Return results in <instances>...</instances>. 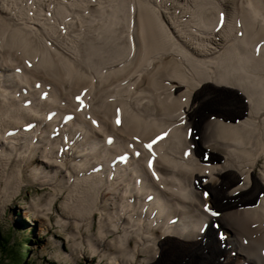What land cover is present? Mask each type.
Listing matches in <instances>:
<instances>
[{
    "label": "bare ground",
    "instance_id": "1",
    "mask_svg": "<svg viewBox=\"0 0 264 264\" xmlns=\"http://www.w3.org/2000/svg\"><path fill=\"white\" fill-rule=\"evenodd\" d=\"M0 182L108 264H264V0H0Z\"/></svg>",
    "mask_w": 264,
    "mask_h": 264
},
{
    "label": "rangeland",
    "instance_id": "2",
    "mask_svg": "<svg viewBox=\"0 0 264 264\" xmlns=\"http://www.w3.org/2000/svg\"><path fill=\"white\" fill-rule=\"evenodd\" d=\"M231 109L229 108V110ZM197 118L196 121H198ZM2 186L0 182V193H3ZM47 192V188L42 189L37 186H28L11 201L0 197V230L8 235L10 228H14L16 222L26 221L28 223L24 230L20 229V231L14 233L13 239L19 240L24 237L31 239L30 243L22 248L23 254H26L28 249L31 250V264H108L106 260H101L97 255L87 250L85 245L79 246V244H73L69 240L68 232L56 224V219L58 218L56 213L50 216L48 225L35 221L33 214H30L28 217L24 216L25 209L28 210L33 201H36ZM61 201L58 203V208L61 206ZM229 201L231 202L232 200L230 199ZM229 201L222 199L218 204L221 205ZM73 248L76 249L75 256L72 255ZM257 250L260 251L261 249L258 248ZM165 259L166 264H198V260H200L195 255L191 259L187 258L186 255L181 256V254L176 257H165ZM165 259H163L164 264Z\"/></svg>",
    "mask_w": 264,
    "mask_h": 264
},
{
    "label": "trees",
    "instance_id": "3",
    "mask_svg": "<svg viewBox=\"0 0 264 264\" xmlns=\"http://www.w3.org/2000/svg\"><path fill=\"white\" fill-rule=\"evenodd\" d=\"M27 225L26 221L16 222L14 228H10L8 235L0 230V264H31V250L28 249L26 254L22 253L23 246H27L31 239L29 237L13 239L14 233L20 229L24 230Z\"/></svg>",
    "mask_w": 264,
    "mask_h": 264
},
{
    "label": "snow or ice",
    "instance_id": "4",
    "mask_svg": "<svg viewBox=\"0 0 264 264\" xmlns=\"http://www.w3.org/2000/svg\"><path fill=\"white\" fill-rule=\"evenodd\" d=\"M148 147H151L150 145ZM205 211H209L208 207L205 206ZM213 215H215V213H212Z\"/></svg>",
    "mask_w": 264,
    "mask_h": 264
}]
</instances>
